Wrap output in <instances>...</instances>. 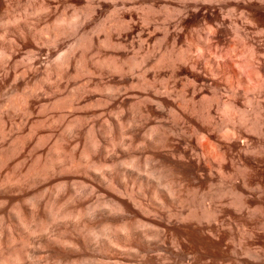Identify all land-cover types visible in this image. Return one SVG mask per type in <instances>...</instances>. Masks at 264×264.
I'll use <instances>...</instances> for the list:
<instances>
[{
    "label": "clouds",
    "instance_id": "1",
    "mask_svg": "<svg viewBox=\"0 0 264 264\" xmlns=\"http://www.w3.org/2000/svg\"><path fill=\"white\" fill-rule=\"evenodd\" d=\"M0 264H264V0H0Z\"/></svg>",
    "mask_w": 264,
    "mask_h": 264
},
{
    "label": "bare ground",
    "instance_id": "2",
    "mask_svg": "<svg viewBox=\"0 0 264 264\" xmlns=\"http://www.w3.org/2000/svg\"><path fill=\"white\" fill-rule=\"evenodd\" d=\"M207 240V239H206ZM205 239H201V238H199V237H196L195 235H193V237H192V239H191V243H192V245L194 246V248H196L197 250H199V249H203V251H204V246H205V241H206ZM209 243V241H206V245H209L208 244ZM204 245V246H203ZM207 248V247H206ZM205 248V249H206ZM209 248V247H208ZM207 248V249H208ZM210 248H212L213 249V246L211 245L210 246ZM208 249V250H206V251H208V252H210V253H208V252H204V254H206L208 257H212V256H214V255H216L217 253L215 252V251H212L211 252V250L212 249ZM214 250V249H213ZM208 253V254H207Z\"/></svg>",
    "mask_w": 264,
    "mask_h": 264
},
{
    "label": "rangeland",
    "instance_id": "3",
    "mask_svg": "<svg viewBox=\"0 0 264 264\" xmlns=\"http://www.w3.org/2000/svg\"><path fill=\"white\" fill-rule=\"evenodd\" d=\"M205 240H206V239H205ZM206 241H210V238L207 239ZM206 241H205V243H204L205 246L203 245V246H204V247H203V248H204V252H208V251H209L208 249H209L210 246L212 245L210 242L208 243L209 245H206ZM206 247H207V248L209 247V248L207 249ZM205 248H206V249H205ZM210 249H212V248H210ZM206 250H208V251H206ZM212 251H214V250L212 249L211 252H212ZM208 253H210V252H208ZM208 253H207V254H208Z\"/></svg>",
    "mask_w": 264,
    "mask_h": 264
}]
</instances>
